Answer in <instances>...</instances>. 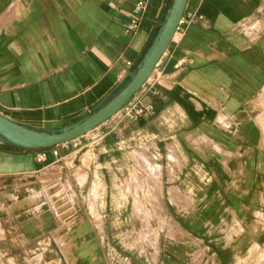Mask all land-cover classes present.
Returning a JSON list of instances; mask_svg holds the SVG:
<instances>
[{
  "label": "crops",
  "instance_id": "0c3cea01",
  "mask_svg": "<svg viewBox=\"0 0 264 264\" xmlns=\"http://www.w3.org/2000/svg\"><path fill=\"white\" fill-rule=\"evenodd\" d=\"M137 1L0 0V114L56 130L106 102L172 3L143 0L135 13ZM181 19L149 77L107 120L44 149L0 140V255L46 246L56 264H228L258 240L245 225L250 214L262 230L253 209L264 134L253 101L264 96V0H186ZM132 105L145 110L132 118ZM141 162L142 191H160L165 227L154 250L135 252L134 206L122 195ZM30 189L35 202L18 208Z\"/></svg>",
  "mask_w": 264,
  "mask_h": 264
},
{
  "label": "rangeland",
  "instance_id": "374dc122",
  "mask_svg": "<svg viewBox=\"0 0 264 264\" xmlns=\"http://www.w3.org/2000/svg\"><path fill=\"white\" fill-rule=\"evenodd\" d=\"M258 100L259 99L254 100L253 104L254 107L258 110L259 118L262 121L261 118L262 116L264 117V100H259V102ZM262 126H264V120L262 121ZM144 167V162H141L140 164L137 163V165L133 167V171L130 173V180L128 182L130 184V192L128 194L122 195L125 200L130 201V205L134 206V208L132 209L134 217L132 216V224H130V238H132L130 241V248L136 250L135 252L139 250L143 251L144 249L148 248L154 250L157 247L155 239L157 235V230H159L160 227L161 229L165 227V224L162 220L164 218L165 212L164 209L161 207L160 203L158 202L159 200L156 199V193L142 191V185H144L145 179L143 176ZM152 182H154L153 178ZM38 195L39 193L37 189H30L28 190L27 194H23V196L17 200L16 206L20 209L23 208L24 204H27L25 206H30L32 203L35 202V199ZM256 195L258 203L256 205V208L253 209V211H255L254 216L256 217V223H261L262 230H260V225L257 226L255 223H252L250 221L252 219V215L250 214L248 215V224L245 225V228L248 227V230L256 232L259 241L252 240L249 243L247 250L234 253L231 259L227 262L228 264H264V175L262 176L261 192L256 193ZM91 197H93V195ZM175 198H177V196H175ZM140 206L141 208H139ZM142 206H147L148 208L146 209ZM142 208H144L146 213H143ZM217 227L218 226L216 225V232L213 236V238L216 240L219 237L217 233ZM9 230L10 229L8 228V232ZM12 231H14V229H12ZM145 233L147 236V241L144 242L143 235ZM4 237L5 231L1 226L0 238ZM7 238L8 239L5 243L6 249L14 251L15 244L10 240L9 234ZM219 244H221V242H217L218 247ZM47 248L48 247L45 246L43 250L39 252L36 249L31 250L29 247H27L28 250L26 251V255L23 257H4L0 255V264H56L53 261V257L46 254ZM50 249H52L51 245ZM231 252H234V249L231 248ZM220 264H222V262Z\"/></svg>",
  "mask_w": 264,
  "mask_h": 264
},
{
  "label": "water",
  "instance_id": "95a60500",
  "mask_svg": "<svg viewBox=\"0 0 264 264\" xmlns=\"http://www.w3.org/2000/svg\"><path fill=\"white\" fill-rule=\"evenodd\" d=\"M186 0H172L168 14L136 70L118 91L96 110L75 124L56 130L32 128L0 114V140L22 149H44L75 139L107 120L124 106L149 77L173 37L182 17Z\"/></svg>",
  "mask_w": 264,
  "mask_h": 264
},
{
  "label": "built area",
  "instance_id": "2783aa9c",
  "mask_svg": "<svg viewBox=\"0 0 264 264\" xmlns=\"http://www.w3.org/2000/svg\"><path fill=\"white\" fill-rule=\"evenodd\" d=\"M145 8H146L145 2L143 0H138L135 3L134 11H135V13H141L142 11L145 10ZM183 25H184V22L182 19H180L177 26H176V29H175L176 34L181 33V31L183 29ZM135 27H136V19L131 21V24L128 26V31L133 30ZM144 110H145V107H143L141 105H132V106H130V108H128L127 111L129 113L130 117L135 118V117L139 116L140 114H142L144 112ZM52 153L54 155H56L57 150L54 149L52 151Z\"/></svg>",
  "mask_w": 264,
  "mask_h": 264
},
{
  "label": "bare ground",
  "instance_id": "6f19581e",
  "mask_svg": "<svg viewBox=\"0 0 264 264\" xmlns=\"http://www.w3.org/2000/svg\"><path fill=\"white\" fill-rule=\"evenodd\" d=\"M259 96H260V95H259ZM263 98H264V96L262 95V96L259 98V100H260V101H263V100H264ZM259 100H258V102H259ZM262 104H263V103H262ZM263 107H264V106H263ZM263 109H264V108H263ZM263 120H264V118H263ZM263 120H262V121H263ZM263 128H264V126H263ZM263 130H264V129H263ZM263 142H264V141H263ZM155 193H156V195H155V196H156V199L159 200L158 202H160L161 193H160V191H158V188H157V190L155 191ZM163 222H164V220H163ZM172 231H173V230H172ZM174 231H175V230H174ZM178 231H180V230H178Z\"/></svg>",
  "mask_w": 264,
  "mask_h": 264
}]
</instances>
